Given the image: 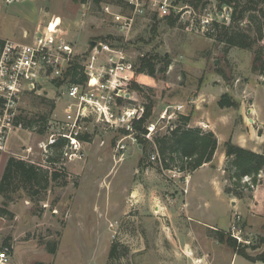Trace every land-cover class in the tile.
<instances>
[{
	"label": "rangeland",
	"instance_id": "1",
	"mask_svg": "<svg viewBox=\"0 0 264 264\" xmlns=\"http://www.w3.org/2000/svg\"><path fill=\"white\" fill-rule=\"evenodd\" d=\"M78 6L73 0H20L11 4L0 0V36L25 40V31L32 34L56 15L77 51L84 52L90 38L104 39L113 29L98 19L95 25L80 28ZM261 6L258 4L257 8ZM250 14L257 20L261 17L257 10L245 12L240 24L248 32L249 26L253 27L248 20ZM126 45L134 58L132 72L137 70L139 56L157 55L155 75L142 74L140 88L135 89V97L145 105H152L146 125L158 124L163 110L168 107L175 109L177 115H189L190 126H200L202 122L200 127L211 130L207 128L211 126L215 131L218 126L220 145L215 153V164L223 152L225 135L239 129L243 133L252 129L256 135V125L250 118L264 122V83L260 80L263 72L252 70L251 50L234 46L225 51V43L204 34L198 21L172 17L155 23L139 22ZM254 49L264 59V39L262 44L254 45ZM165 54L170 62L165 71H160ZM50 86L45 90L44 85L43 89L23 96L22 116L27 119L62 116L64 100L60 91ZM223 93L236 101L235 107L218 106ZM253 103L257 115L252 111L248 114L247 109L251 110ZM180 104L183 108L178 109ZM171 124L172 129L178 125V116ZM172 129L163 128L153 138ZM54 131V128L36 132L16 127L8 133L6 145L0 150V174L8 156L54 165L64 173L35 199L23 191L12 194L13 199L6 205L10 213L0 216V251L6 248L9 255L5 264H172L169 259L161 260L170 255L161 254L168 246L157 244V238L173 239V236L180 244H193L197 258L194 263L188 259L190 264H258L263 261L256 257L264 251V168L255 182L244 177L238 185H233L226 178L225 157L224 188L243 193L241 197H234L215 191L217 183L211 178L215 174L219 177L220 172L214 168L195 172L190 177V185L186 184L185 173H179L176 168L160 169L159 162L149 158L154 151L153 141L142 140L141 143L138 140L143 146L139 149L128 140L126 149H115L116 140L122 136L119 132L104 133L97 129L83 136L86 142L80 158L73 160L66 155L70 150L65 148V142L60 149V161L48 163L47 156L53 157L57 152L53 145L47 144L50 132ZM255 138L249 145L257 146L258 151ZM121 152L122 159H118ZM141 159L143 162L139 165ZM197 183L200 185L196 187ZM185 192L191 211L205 220L204 224L182 216L180 206L185 201ZM3 200L0 195V207ZM235 223L241 227L247 242H238L232 236L231 225ZM216 230L234 238L236 250L209 236ZM113 243L116 244L115 256L110 257ZM51 244L55 246L54 254L48 251Z\"/></svg>",
	"mask_w": 264,
	"mask_h": 264
},
{
	"label": "built area",
	"instance_id": "2",
	"mask_svg": "<svg viewBox=\"0 0 264 264\" xmlns=\"http://www.w3.org/2000/svg\"><path fill=\"white\" fill-rule=\"evenodd\" d=\"M3 1L11 4L20 0ZM233 4V0H80L77 8L80 28L95 25L98 19L113 29L104 39L93 38L95 45L91 49L90 38L84 52L77 51L56 15L32 34L25 31V40L0 36V150L6 145L8 133L22 127L16 117L21 115L23 96L43 89L44 85L45 90L51 85L60 91L64 100L62 116L48 118L47 130L54 128L55 131L50 132L47 144L54 145L64 139L65 148L70 150L66 155L71 160L80 158L86 142L83 136H89L97 129L122 134L116 140L117 150L126 149L128 140L142 147L137 143V134L144 140L153 141L156 132L173 128L171 122L178 115L175 109L166 107L158 124H145L146 105L135 97L137 93L131 85L136 71L130 70L134 58L127 50L129 37L139 22L155 23L168 17L198 21L201 31L206 34L213 30L214 23H230ZM260 80L264 83V73ZM137 82L141 84L140 80ZM177 108L181 109L183 105ZM139 122L145 131L136 129ZM250 122L256 125L257 152L263 153L264 123L251 118ZM122 155L121 152L118 159H122ZM149 158L159 161L156 152ZM236 219H239L238 215ZM237 223L231 225L232 236L238 242H247ZM8 261L9 255L4 248L0 251V264ZM258 264H264V261Z\"/></svg>",
	"mask_w": 264,
	"mask_h": 264
},
{
	"label": "trees",
	"instance_id": "3",
	"mask_svg": "<svg viewBox=\"0 0 264 264\" xmlns=\"http://www.w3.org/2000/svg\"><path fill=\"white\" fill-rule=\"evenodd\" d=\"M78 4L80 0H73ZM97 1V0H94ZM233 12L232 18L229 24L214 23L213 30L206 35L213 38L216 41L225 43V51L230 47H240L249 49L253 52L252 70H260L264 73V59L260 55L257 49H254V45L263 43L264 39V0H233ZM258 4H262L260 8H257ZM257 10L260 12V19H256L254 14L248 16L249 32L244 31L240 24L244 20L246 11ZM154 27V26H153ZM254 33V35L251 34ZM157 55H141L139 56V65L135 72L132 87L139 89V78H142V74L154 76L156 72L157 61L154 60ZM164 66L160 71H165L170 60L168 55L165 54ZM161 60V59H160ZM260 65H257V63ZM219 107H235L236 101L228 94L223 93L217 101ZM54 106V103H51ZM152 111V105L146 104L145 118L147 119ZM17 122L22 123V128H29L36 132H43L47 129L48 117L38 116L35 118H29L19 115L16 117ZM190 116L186 114L178 115V125L163 134L162 136H155L153 138L154 151L156 152L159 161L157 163L160 169H172L176 168L179 172H191L199 168L204 163H209L213 160L215 150L217 149L218 141L217 137L211 130H206L200 126L189 125ZM137 130L145 131L142 126V122L136 124ZM139 142L144 140L139 134H137ZM65 140L59 139L52 148L56 149L55 156H47L48 163H56L60 161L61 147L64 146ZM143 148V146H142ZM223 151L226 157V164L224 170L227 171L226 178L233 185H238L244 177H249L254 182L258 173L264 168V152L259 153L257 151L250 150L235 144L228 139L223 144ZM143 160L139 161L141 165ZM50 165V164H49ZM51 166V167H50ZM47 166L43 163L32 162L27 159H23L15 156H8L1 176H0V195L3 197V206L0 207V216L10 213L6 208V205L12 200V194L18 191H23L31 199L40 196L50 186L52 181H55L64 174L60 170H57L54 165ZM52 168V169H51ZM225 178V179H226ZM62 184H65L63 182ZM226 194H231L234 197H241L242 192H234L231 188L225 187ZM226 232L216 230L211 231L210 236L216 239L220 243H226L231 248H236V241L231 236H226ZM116 244L113 243L109 252L110 257L115 256ZM236 250V249H235ZM50 253H55V246L51 244L48 248ZM247 259H253L243 251L239 252ZM256 259H262L264 261V251L259 254ZM35 264H45L43 262H36Z\"/></svg>",
	"mask_w": 264,
	"mask_h": 264
},
{
	"label": "crops",
	"instance_id": "4",
	"mask_svg": "<svg viewBox=\"0 0 264 264\" xmlns=\"http://www.w3.org/2000/svg\"><path fill=\"white\" fill-rule=\"evenodd\" d=\"M143 77H145V76H143ZM250 93H252V92H250ZM253 98V97H252ZM247 111H248V114H249V112L250 111H252L253 113H255L256 115H257V112L255 111V109H254V103H253V107L251 108V110H249V108L247 109ZM204 117L205 118H207V116H206V114H204ZM209 118V117H208ZM207 118V120H209ZM205 124H207L205 121H203ZM262 122V121H261ZM201 124H200V126L202 125V122H200ZM264 123V122H263ZM195 125H198L197 123L195 124ZM207 126H208V124H207ZM208 129H211L214 133H215V135H216V137H217V141H218V145H220V142H219V138H218V135L220 134V130H219V127L217 126V131H215L213 128H211V126H208L207 127ZM254 138H255V133H254V131L251 129V130H249V132H246V133H243L240 129L239 130H237V131H231L229 134H227V135H225L224 137H223V144H224V142L226 141V140H228V139H231V141L233 142V143H235V144H238V145H240V146H242V147H245V148H248V149H250V150H253V151H256V147L257 146H255V145H253V146H250L249 144H250V141H253L254 140ZM218 145H217V147H218ZM138 148L140 149L141 147L140 146H138ZM217 150V149H216ZM216 150H215V153H216ZM215 153H214V156H213V160L211 161V162H209V163H204L203 165H201L199 168H197V169H195L194 171H191V172H181V173H185V181H186V184H187V182L189 183V185H190V183H191V181H190V177H191V175H193L195 172H197V171H199V170H204V169H209V168H214V169H216L218 172H220V176L218 177L217 176V174H215V175H213L212 176V178H211V180L213 181V182H216L217 183V186H216V189H215V191H217L219 194L222 192V193H224V194H226L225 193V191H224V183H225V177H224V170H223V160L225 159V154H224V151L223 152H221V154H220V160H219V162L217 163V164H215L214 162H215ZM5 163V162H4ZM3 166V165H2ZM3 170V169H2ZM1 173H2V171H1ZM0 176H1V174H0ZM217 178V179H216ZM196 187L197 186H199L200 184L199 183H197V184H194ZM186 192L187 193H189L190 192V189H187L186 190ZM186 192H185V194H184V202L182 201V203H181V206H180V209H182V210H180V212L182 213V216H184V217H189L190 218V221H192V220H195V221H197L199 224H204L205 223V220H203L202 218H200V217H198V216H196V214L194 213V212H192L191 211V209H190V207H189V205H188V202H187V200L185 199V195H186ZM183 195V194H182ZM180 201V200H179ZM178 201V202H179ZM181 202V201H180ZM178 204H180V203H178ZM155 209H157V208H155ZM158 211H161V209L160 210H158ZM187 220V219H186ZM206 228H210V227H206ZM209 236H210V234H209ZM174 238L172 239V238H160V239H158L157 238V244H159V245H162V244H167V246L168 247H164L165 249L163 250V251H161V254H163V255H166L165 254V252L168 254V255H170V257L168 256V258L167 257H162L161 258V260H165V259H169V262H172V264H175V262H183L184 264H190V262L188 261V259H191V263H194V260L197 258L196 257V255H195V251H194V249H193V244H189V243H184V244H180L179 242H178V240H177V237L176 236H173ZM206 238H209L208 236H205ZM212 239H214L212 236H210ZM169 239H171L170 241H169ZM214 240H216V239H214ZM199 241V240H198ZM201 245V244H200ZM202 250H203V254L205 255L206 254V251H205V249L202 247L201 248ZM182 252H181V251ZM184 252V253H183ZM180 253V254H179ZM179 255H182V257H179ZM206 256V255H205ZM201 257L199 256V258H198V260L200 259ZM180 259H183V260H181L180 261Z\"/></svg>",
	"mask_w": 264,
	"mask_h": 264
},
{
	"label": "water",
	"instance_id": "5",
	"mask_svg": "<svg viewBox=\"0 0 264 264\" xmlns=\"http://www.w3.org/2000/svg\"><path fill=\"white\" fill-rule=\"evenodd\" d=\"M88 43H89V48L91 49L95 45V40L91 39V40L88 41ZM118 102H119V100H118Z\"/></svg>",
	"mask_w": 264,
	"mask_h": 264
},
{
	"label": "bare ground",
	"instance_id": "6",
	"mask_svg": "<svg viewBox=\"0 0 264 264\" xmlns=\"http://www.w3.org/2000/svg\"><path fill=\"white\" fill-rule=\"evenodd\" d=\"M53 25H51V28H52Z\"/></svg>",
	"mask_w": 264,
	"mask_h": 264
}]
</instances>
